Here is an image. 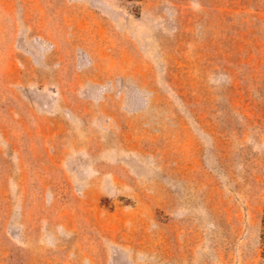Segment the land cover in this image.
<instances>
[{
    "label": "rangeland",
    "instance_id": "1",
    "mask_svg": "<svg viewBox=\"0 0 264 264\" xmlns=\"http://www.w3.org/2000/svg\"><path fill=\"white\" fill-rule=\"evenodd\" d=\"M264 0H0V264H262Z\"/></svg>",
    "mask_w": 264,
    "mask_h": 264
},
{
    "label": "trees",
    "instance_id": "2",
    "mask_svg": "<svg viewBox=\"0 0 264 264\" xmlns=\"http://www.w3.org/2000/svg\"><path fill=\"white\" fill-rule=\"evenodd\" d=\"M263 218H264V214H263ZM264 222V220H263ZM261 260H262V264H264V250H263V254H261Z\"/></svg>",
    "mask_w": 264,
    "mask_h": 264
}]
</instances>
